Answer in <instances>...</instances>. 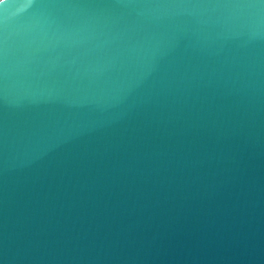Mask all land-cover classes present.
Here are the masks:
<instances>
[{
  "label": "water",
  "instance_id": "1",
  "mask_svg": "<svg viewBox=\"0 0 264 264\" xmlns=\"http://www.w3.org/2000/svg\"><path fill=\"white\" fill-rule=\"evenodd\" d=\"M0 264H264V0H0Z\"/></svg>",
  "mask_w": 264,
  "mask_h": 264
}]
</instances>
